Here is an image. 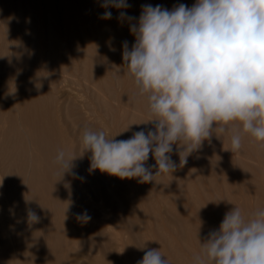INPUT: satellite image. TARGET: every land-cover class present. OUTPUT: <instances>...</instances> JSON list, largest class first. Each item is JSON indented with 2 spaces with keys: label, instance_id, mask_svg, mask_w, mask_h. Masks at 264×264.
<instances>
[{
  "label": "bare ground",
  "instance_id": "bare-ground-1",
  "mask_svg": "<svg viewBox=\"0 0 264 264\" xmlns=\"http://www.w3.org/2000/svg\"><path fill=\"white\" fill-rule=\"evenodd\" d=\"M42 1L46 23L41 20L38 29L33 25L21 28L18 23L24 17L32 21L40 16L39 13L33 14L29 6L23 9L19 4L8 3L0 8L1 18L11 33L12 53L18 65L12 83V98L6 97V103L0 108V264H79L65 259L79 241L92 243L96 252L113 261L137 264L148 249H157L162 256L168 248L173 249L167 241L166 229L176 232L183 244L194 242L200 246V239L193 232L195 226L182 216L187 209L170 200L174 192L162 177L174 183L179 193L187 192L190 207L199 214L201 211L204 213V208L197 210L202 196L195 182L201 183L197 178L199 173L206 177L211 189L215 188L210 179V169L205 165V161H213L214 157L209 149L212 147L208 143L210 140L193 150L183 166H180V156L176 145H173L174 151L170 155L177 164L176 170L161 172L154 177L155 181L149 183H141L134 178V200L127 184L118 188L123 179L91 169V153L84 152L82 143L84 128L103 131L108 138L127 140L141 129L146 132L154 130V123L149 124L139 114L128 113L125 106L139 110L151 119L154 117L150 113L146 94L138 93L134 77L128 72L125 82L116 83L117 86L122 84L123 93L115 91L99 59V54L105 53L114 61L110 44L102 31L105 25L93 19L86 22L82 18L94 14L90 3L87 0ZM98 1L101 5L105 3V0ZM126 3L129 5L127 8L118 9L111 4L105 8L111 11L118 32L128 37L130 50L135 43L130 26L138 22L143 5L155 7L161 3L162 7L172 10L179 4L191 7L196 0H126ZM57 9L61 11L60 19ZM121 12L126 13L124 19L119 18ZM127 16L135 19L129 22ZM95 34L99 38L93 42L91 38ZM61 35L66 38L65 47L71 49L80 63H75L72 57H61L65 54V47L60 46ZM121 47L118 46L119 49ZM29 48L36 50V56L31 57ZM120 60L124 66L123 58ZM11 70L9 65H0V75H6ZM112 73H115L114 69ZM5 82L9 83L10 79L6 78ZM75 86L90 90V97L63 94L62 88L71 90ZM9 100L10 108L5 109ZM118 104L121 112L117 114ZM99 113L107 117V125L99 126ZM224 134L227 136L226 132ZM258 142L259 146L255 148L261 151L263 144L260 146L262 141ZM250 147L251 144L243 136L235 161L237 172L243 178L237 179L245 180L247 187L239 183L254 196L255 202L249 203V207L255 213L264 210V175L260 179L254 169H250L252 163L247 160L255 162L260 152L254 153ZM61 151L66 157L74 158L71 171L76 173L75 176L69 172L61 177L56 162ZM149 159L156 164L151 153ZM247 163H250L249 166ZM5 183H8L7 190H4ZM203 194L209 199V193L204 191ZM229 199L231 197L227 198V206L231 211L233 204ZM133 202L136 203V211ZM209 205L213 207V200ZM108 207L109 211L106 210ZM85 210L91 219L87 222L78 220L77 214ZM176 211L178 214H174ZM29 212H34L39 217L38 221L30 222ZM161 212H164V217ZM110 217L114 219L109 220ZM149 221L153 222L149 224ZM203 221L207 236L210 231L218 230L210 220ZM138 230L143 231H140V238L144 246L140 250L131 249L128 245L130 235ZM148 233L161 243V247L150 246ZM173 254L172 259H168L171 263L177 259L176 264H189L178 253Z\"/></svg>",
  "mask_w": 264,
  "mask_h": 264
},
{
  "label": "clouds",
  "instance_id": "clouds-1",
  "mask_svg": "<svg viewBox=\"0 0 264 264\" xmlns=\"http://www.w3.org/2000/svg\"><path fill=\"white\" fill-rule=\"evenodd\" d=\"M118 9L126 0H105ZM111 11L102 14L110 19ZM126 17L120 13V19ZM135 18L127 16L129 22ZM131 49L123 43L125 70L140 95L147 96L154 130L143 129L127 140L108 138L103 131L82 130L91 169L121 179L149 183L161 172H174L173 145L180 166L215 134L227 132L232 151L250 134L264 141V0H196L172 10L143 5ZM115 50V49H113ZM128 129V128H127ZM264 147V145H262ZM150 153L156 161L154 175ZM183 154V155H182ZM74 158L59 152L61 177L72 172ZM39 217L29 212V221ZM77 219H91L87 210ZM137 264H168L157 249H148ZM196 264H264V210L246 217L239 207L225 213L218 230L208 233Z\"/></svg>",
  "mask_w": 264,
  "mask_h": 264
},
{
  "label": "rangeland",
  "instance_id": "rangeland-1",
  "mask_svg": "<svg viewBox=\"0 0 264 264\" xmlns=\"http://www.w3.org/2000/svg\"><path fill=\"white\" fill-rule=\"evenodd\" d=\"M50 1L56 2L57 0H50ZM87 1L90 3L91 9L94 10L95 12L93 15L84 16L82 18L86 22H89L90 19H93V20L97 21L98 23H103L105 25V28H103L102 31L105 34V36H104L105 39L110 44V49H111V52L113 54L114 61L112 62L111 59L105 53L99 54V56H100L99 59L102 62L103 68L105 69L107 76L110 77L111 81L113 82L115 91L120 93L121 91H124V90H121V89H123V87H120L122 84H120V86H117L116 83L117 82L121 83L123 81L125 82L127 80V70H125V67L122 65L121 60H120L122 57V53H123V48L121 47L120 43L123 45V43L125 41L128 42L129 39L125 35H122L118 32L112 18H110V19L102 18V14L104 12H106V8L103 7V5H101L98 0H87ZM42 2H43L42 0H0V8L5 6L8 3H12L13 5L19 4L23 9L25 8V6H29L31 8V11L33 14L37 15L39 13L40 16L37 18L34 17V19L32 21L27 19V17H24V20L18 21V23H19L21 28H22V26L30 27L31 25H33V26H36V28L38 29V26H39L38 23L41 20H43L46 23V18H45L46 12H45L44 5ZM156 5H161V3H157ZM56 14L60 19L61 18V16H60L61 11L57 9ZM1 16L2 15L0 13V65H9L12 67V70L9 73H7L6 75H0V108L3 107L4 103H6L5 102L6 97L9 99L12 98V96H11L12 95V87H13L12 83H13V81H15V78H16V70L15 69L18 66L16 63L17 61L15 60V57L13 56V53H12L13 50H12V46H11L10 30L7 28V26H6L5 22L3 21V19L1 18ZM98 38H99V35L95 34V36L91 39L93 42H96L98 40ZM65 40H66V38L63 35H61V41H60L61 47L66 46ZM118 46H120L122 49H119ZM30 47H31V45H30ZM113 49H115V50H113ZM35 52H36V50L34 51V49L29 48V53L31 54V57L33 55L36 56ZM71 52L72 51L69 47L68 48L65 47V54H61V57L63 59H67V58L72 57L74 59L75 63H77V64L80 63V60L77 57L73 56ZM112 69H114V71H115L114 74L112 73ZM6 78L10 79L9 83L5 82ZM117 80H119V81H117ZM62 89H63L62 90L63 94H65L66 96L82 95V96L87 97V98L90 97V93H89L90 90L85 89L82 86L79 88L77 86L72 87L71 90H69V89L65 90L66 88H62ZM121 93H123V92H121ZM119 104H118L117 114L119 112H121ZM10 105H11V103L9 100V102L5 105V109L10 108ZM125 109L128 113L133 112V113L139 114L141 117L147 119V121H149L151 119L150 117H146L145 114L141 113L139 110H133V108H130L129 106L128 107L125 106ZM98 116L100 119L99 120V126H103L104 124H106V125L108 124L107 117L103 113H99ZM148 123L153 124V122H148ZM224 135H225L224 133H218L219 138H217L216 135H213L211 137L210 141L209 140L204 141V143L205 142H206V144L209 143V146H212L209 149H210L211 153H213V155H214V157L212 159L213 161H205V160L204 161H205L206 167L210 169V174H209L210 179L215 183V188L211 189L206 177H203V175L197 173L198 181H200L201 183L197 184L195 182V184H196V188H197L198 192H200V196H202V198H201L202 200L200 199V201L198 202L199 204H198L197 210L204 208V213L201 211L199 214L196 210H194L190 207L189 202H188V193L187 192L179 193L177 187L174 186V183H172L166 177H164V176L162 177V178H164L168 187L170 189L172 188V191L174 192V197L170 198V200L173 203H177V204H179V206L181 205L187 209V211H185L183 209L185 212L182 213V216L184 218H186L188 222L190 221L193 223V225L195 226V228L192 226L193 232H194V234H196L198 236V238L200 239V242H201L200 246L194 242H191L188 244H183L182 242H180L178 234L176 232H173L170 229H166L167 241L173 247L172 250L168 248L167 251L163 252L164 253L163 257H166L165 258L166 260H168L170 258L172 259V257L174 256L173 252H176L180 255V257L184 261L188 260L189 264H196V257L201 254L202 244L205 243L206 239H207V234H206V231H205V228L203 225V222H204L203 220L204 219L210 220L219 229V226H220V224H221V222L225 216V213L230 211L228 206H227V198L228 197L229 198L231 197V199H232V202H230L231 199H229V202L233 204L232 205L233 208L235 206L239 207L242 211V214H244L246 217H249L252 214H254V211L251 209V207H249L250 206L249 203L253 204V202H255L254 196L252 195V193L250 195L249 190H248L249 191L248 192L245 189L247 187L246 182H245V180H243L244 182L240 181L243 178L237 172L238 165H237L235 160H236L237 156L239 155L240 151L239 150L232 151V149H231V138H230V136H228L227 132H226L227 136H224ZM249 135L250 134H244L243 136L245 137L247 142H249V144H251L252 148L254 149L253 150L254 153H257L258 151H260V150L257 151L255 148V147L259 146L256 143L257 140H255L256 141L255 142L253 139H250L253 137H251ZM224 138H226V139H224ZM259 142H258V144H259ZM262 144L264 145V141H262L260 146ZM252 148L250 147L251 150H252ZM262 148H261V151L257 153V157L255 158L256 159L255 162H253L254 160H247V161H251L252 164H250V163H247V164H248V166H249V164L251 165L250 169H254L253 171L255 172V175L258 178L260 177V179L264 175V160H263L264 159V156H263L264 155V152H263L264 149H262ZM261 153L263 154L262 156H261ZM146 164H147L146 166H150V167L155 165L151 159L146 161ZM28 171L29 170L27 168L26 172H28ZM151 171L156 172L157 168L151 167ZM237 178L240 179L239 180L240 183H243L244 185H246L245 188L242 186L243 184L239 183ZM126 184L130 187V191H129L130 196L134 200L135 195H136L134 192V188H135L134 178L123 179L118 188H122V186L126 185ZM7 188H8V183H5L4 190H7ZM227 189H228V191H227ZM239 190H240V192H239ZM204 191H206V194L209 193V199H207L204 196V194H203ZM248 194H249V196H248ZM244 199H246V201H244ZM211 200H213V207L212 208L209 205V202ZM244 203H245V205H244ZM242 204L245 207L247 206L248 209H247V207L245 209V207ZM160 208L164 209L163 206H160ZM133 209H134V211L137 210L136 203H134ZM106 210L109 211L110 207L106 208ZM244 211H245V213H244ZM178 212H180V210H178ZM161 213H163L162 216L164 217L165 216L164 212H161ZM174 214H178L177 211ZM118 216H119V214H118ZM111 219H114V217L109 218V220H111ZM152 222L153 221H149L148 223L150 224ZM123 225H128V224L124 223ZM114 228L116 229L117 227L114 226ZM114 228H110V229L113 230ZM140 231H142V230H138L136 233L130 235L131 238L129 237V235L125 234V236L128 239L130 238L128 245L131 249L140 250L143 248L144 243H143L142 239L140 238V235L143 233V231H142V233ZM147 239H148L149 244L152 248L154 246L161 247V243L156 241L155 238L153 237V235H151L150 233L147 234ZM16 251H15L14 255L17 254ZM165 252H167V253H165ZM102 254L103 253H101V252H99V253L96 252V248L94 247V245L92 243H89V242H85V243L83 242L82 243L81 241H79V243L77 245H75L71 248L70 253L67 255V257H65V259H69L71 261H77L79 264H121L120 261H117V260L113 261V260H111L112 258H109L108 256L102 255ZM165 254L167 256H165ZM13 258H15V257H13ZM8 260L9 261H15V259H8ZM175 260H177V259H174V262L171 260L172 263L176 264L177 261H175ZM167 262H168V264L171 263L170 260H168Z\"/></svg>",
  "mask_w": 264,
  "mask_h": 264
}]
</instances>
